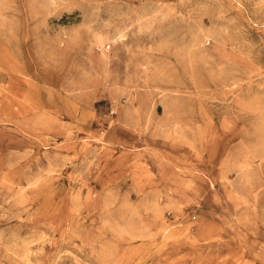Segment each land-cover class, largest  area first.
I'll list each match as a JSON object with an SVG mask.
<instances>
[{
    "label": "rangeland",
    "instance_id": "obj_1",
    "mask_svg": "<svg viewBox=\"0 0 264 264\" xmlns=\"http://www.w3.org/2000/svg\"><path fill=\"white\" fill-rule=\"evenodd\" d=\"M0 264H264V0H0Z\"/></svg>",
    "mask_w": 264,
    "mask_h": 264
}]
</instances>
